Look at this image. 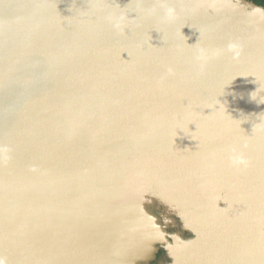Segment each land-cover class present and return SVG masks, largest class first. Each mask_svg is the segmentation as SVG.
Here are the masks:
<instances>
[{
  "label": "water",
  "instance_id": "water-1",
  "mask_svg": "<svg viewBox=\"0 0 264 264\" xmlns=\"http://www.w3.org/2000/svg\"><path fill=\"white\" fill-rule=\"evenodd\" d=\"M161 250L264 264V7L0 0V262Z\"/></svg>",
  "mask_w": 264,
  "mask_h": 264
},
{
  "label": "clouds",
  "instance_id": "clouds-1",
  "mask_svg": "<svg viewBox=\"0 0 264 264\" xmlns=\"http://www.w3.org/2000/svg\"><path fill=\"white\" fill-rule=\"evenodd\" d=\"M153 11H154V9H153ZM175 16V10L174 9H172V8H167V10H166V18L167 19H171V18H173ZM124 19V17H120V20H123ZM115 26L116 27H120V21L118 20V21H116V24H115ZM233 48H235L236 46L235 45H233L232 46ZM247 145H245V147H246ZM232 163L234 164V165H236V166H240V165H244V166H247V161L244 159V157L243 156H241V155H234L232 158ZM0 264H2V262H0Z\"/></svg>",
  "mask_w": 264,
  "mask_h": 264
},
{
  "label": "flooded vegetation",
  "instance_id": "flooded-vegetation-1",
  "mask_svg": "<svg viewBox=\"0 0 264 264\" xmlns=\"http://www.w3.org/2000/svg\"><path fill=\"white\" fill-rule=\"evenodd\" d=\"M247 1H250V2H253L256 4L255 1H260V0H247ZM261 1H264V0H261ZM262 7H264V6H262ZM172 231H179V228H172ZM167 262H170V259L167 257L165 252L163 250H161L158 254V259L152 264H161V263L165 264Z\"/></svg>",
  "mask_w": 264,
  "mask_h": 264
},
{
  "label": "trees",
  "instance_id": "trees-1",
  "mask_svg": "<svg viewBox=\"0 0 264 264\" xmlns=\"http://www.w3.org/2000/svg\"><path fill=\"white\" fill-rule=\"evenodd\" d=\"M257 5L264 6V1H255Z\"/></svg>",
  "mask_w": 264,
  "mask_h": 264
}]
</instances>
